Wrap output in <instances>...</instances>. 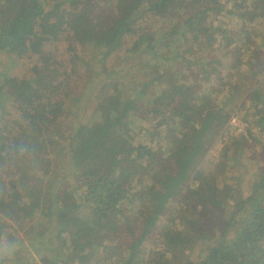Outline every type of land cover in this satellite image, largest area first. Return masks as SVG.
Listing matches in <instances>:
<instances>
[{
	"label": "trees",
	"instance_id": "16d2710c",
	"mask_svg": "<svg viewBox=\"0 0 264 264\" xmlns=\"http://www.w3.org/2000/svg\"><path fill=\"white\" fill-rule=\"evenodd\" d=\"M252 36L264 41V0H0V155L28 132L40 153L39 173L0 201L22 241L12 264H88L102 238L122 251L116 264H136L150 232V264H264V168L251 156L264 152L252 133L264 129V81L243 63ZM224 108L249 118L239 135L192 123ZM145 109L161 118L143 136ZM247 157L256 179L241 189L229 170Z\"/></svg>",
	"mask_w": 264,
	"mask_h": 264
},
{
	"label": "rangeland",
	"instance_id": "374dc122",
	"mask_svg": "<svg viewBox=\"0 0 264 264\" xmlns=\"http://www.w3.org/2000/svg\"><path fill=\"white\" fill-rule=\"evenodd\" d=\"M148 29L154 31V23L153 22L150 24ZM251 40H253V42L250 44L251 48H252L251 55L247 56V54H246L245 59L243 61V63L246 65L244 67V69H247V67H253V66H254L253 71L257 70V69H261L262 73L259 74L257 76V78H259L260 82H263L264 81V41L261 39L260 36H258V37L252 36L250 38V41ZM117 53L119 54V52H117ZM0 58H1V61H2V63H0V71H4L3 70L4 68L8 69L10 67L8 65L9 62L7 60V56L6 55H2V56H0ZM115 60H117V61H115V66H117V64H119L117 66L118 67L117 71L122 70V68L124 67V63L121 65L122 59L120 60V58H119V59H115ZM139 61H140V58H134L133 60L130 61L129 64L130 65H134V64H136ZM13 69H14V71L12 72V74L19 73V69L12 68V70ZM136 69H137V72H138V70H139L138 67L135 68L133 70V72H135ZM241 69L243 70V68H241ZM250 69H252V68H250ZM142 71H143V69L140 72H138V73L135 72V75L140 74ZM138 76H136V77L138 78ZM151 79L152 78H147V79H145L144 77L140 78V83L145 86L144 88L146 89V91L149 88H151L150 86L154 87V85H155L153 82H151L150 86L147 85L150 82ZM166 89L167 88H164L163 91H166ZM154 92L160 93L161 91L155 90ZM258 95L261 98H263L264 97V90L263 91L261 90V92L258 93ZM87 97H88V92H87V88H86L83 91V98L86 99ZM260 97H258V98H260ZM201 99L204 101L203 105L208 104L209 108L213 107L212 104L210 105V103L205 100L206 98L202 97ZM144 101H145V99H144ZM247 103H249V101ZM150 106H154L153 102L150 103ZM248 106H250V104L246 105V107H248ZM157 109H161V107L158 106ZM217 109L218 108H216L215 110H217ZM224 109L219 114V116L218 117H214V119L213 118L212 119L208 118V120H206L207 116L217 115V114H211L212 113L211 111H210L211 113H209V114H203V111H201L198 115H195L193 117V119H192V123H194L198 128H200L204 124V121H207L206 123H208V124L210 123V124H213V125L215 124V121L221 122L222 124L225 123L222 126V129L227 127L226 128L227 129V131H226L227 134H223L222 137L219 138V139H218V137L220 136L219 130L221 128L218 131H216V133H214L215 134V136H214L215 138H213L211 140V143H210V145L208 147V151H207V158H206V160L204 161V164H203L204 167H206L207 169L208 168H212L211 159L215 155L218 154L219 149L222 146V144H220V143L214 144V140L218 139V140H221V141L222 140L226 141L227 138L229 136H231V135L237 136L240 133H242L244 131V129H246V127L248 126V123H249L248 122L249 118L242 111H240V112L238 111L237 112L236 110H234L231 113H229L228 109H226V108H224ZM259 109H264V102H261V105L259 106ZM219 111L220 110H217V113H219ZM205 113H207V112H205ZM236 113H237V116H236ZM249 113L251 114L252 111H249ZM168 115H169V113L166 112V116H168ZM137 117H138V119L140 118L141 121H140V123H139V121L136 123L135 129L137 130L138 133H140L143 136H144V132L142 130L140 131V129L149 128L150 125L152 126L154 123H156V121L158 119L161 118V116H156V115L153 116V113H150V114L146 113V109L144 110V112L140 111L139 114H137ZM247 118H248V120H247ZM262 131H260L259 129L254 128V127L252 128L253 135L258 139L257 140L258 142L255 141L254 143H256V142L257 143L264 142V129H262ZM143 136H142V138H140V140H142V141H144L143 140L144 139ZM170 139H171V135L167 134V139L166 140H170ZM250 142H251V145H254L251 140H250ZM256 145L257 144H255V146ZM253 149H254V151H251V156L253 155L255 157V161L258 163L259 169H263L264 168V152H263V155L259 154V153H261L262 149H260V146H258V145L256 147H253ZM209 153H210V156H209ZM162 155H163L162 152H159L157 156H159V158H162ZM247 158H249V159L248 160L242 159L241 160V164H239L238 166H236L234 168H231L229 170V174L232 177H236V178L240 179V183H241L240 187H241V189H246L247 186H248V182L249 181H253L254 179H256L257 171L254 168V162L252 161L251 157H247ZM66 191L70 192L68 190H66ZM68 194L69 193H67V196H68ZM68 203H70V201L68 199H65L63 201V204H64L65 207H67ZM173 203L175 204V202H173ZM172 207L173 206H170L169 211L172 209ZM36 216H37V218L35 219V222H37V221H39L41 219L39 215L36 214ZM168 217L169 216L166 214L162 218V220L160 221V226L163 225L164 221H166ZM101 234H102V232H101ZM156 235H157V232H150V233L147 234L146 242L143 245V248H145V250H143L144 253H143V255H141V254L137 255L136 258L134 259V263L136 262V264L137 263L138 264H146V263L150 264L151 260L148 259V255H149V251L151 249L152 250L154 249V246H155L154 244L156 242L155 241ZM102 241L104 243L103 244L104 245L103 248L104 247L106 248V245H107L110 250L108 251V253H106V251L104 252L103 248L97 249L96 253H94V257H91V256H89L90 258L87 257L88 258V261H87L88 264L93 262V260L95 261L94 264H116L115 260L122 256V251L121 250L118 251L115 247H114L115 249H111V248H113V246H115V244L110 239L102 238Z\"/></svg>",
	"mask_w": 264,
	"mask_h": 264
},
{
	"label": "clouds",
	"instance_id": "9594fccd",
	"mask_svg": "<svg viewBox=\"0 0 264 264\" xmlns=\"http://www.w3.org/2000/svg\"><path fill=\"white\" fill-rule=\"evenodd\" d=\"M0 155V201L10 198L11 184L20 183L24 175L35 176L40 171V153L28 132L7 142ZM15 220L6 209H0V264H12L22 241L13 232Z\"/></svg>",
	"mask_w": 264,
	"mask_h": 264
}]
</instances>
